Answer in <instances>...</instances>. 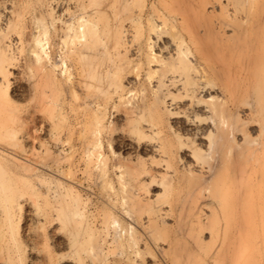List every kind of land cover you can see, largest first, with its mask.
<instances>
[{
  "label": "rangeland",
  "instance_id": "1",
  "mask_svg": "<svg viewBox=\"0 0 264 264\" xmlns=\"http://www.w3.org/2000/svg\"><path fill=\"white\" fill-rule=\"evenodd\" d=\"M0 57V264H264V0H0Z\"/></svg>",
  "mask_w": 264,
  "mask_h": 264
},
{
  "label": "bare ground",
  "instance_id": "2",
  "mask_svg": "<svg viewBox=\"0 0 264 264\" xmlns=\"http://www.w3.org/2000/svg\"><path fill=\"white\" fill-rule=\"evenodd\" d=\"M126 1V0H125ZM82 7V6H81ZM257 8V7H256ZM255 8V11L254 12H257L258 13V10L260 11V8L258 9H256ZM244 10V9H243ZM257 10V11H256ZM82 11V10H81ZM153 11V10H152ZM251 11V10H250ZM141 12V11H140ZM250 13V12H249ZM19 14V13H18ZM156 15H158V14H156ZM249 15V14H248ZM12 16V15H11ZM82 16V15H81ZM152 16V15H151ZM79 17V16H78ZM83 17V16H82ZM81 17V18H82ZM153 17V16H152ZM155 18V17H154ZM77 19V18H76ZM79 19V18H78ZM158 19V18H157ZM86 20V19H85ZM90 21V20H89ZM147 21V20H146ZM156 21H158V20H156ZM184 21V20H183ZM151 22V21H150ZM159 22V21H158ZM93 23V22H92ZM91 22L89 23L87 20L86 21H84L83 19H80V21L77 23L78 25H77V27H76V29L75 28H72V27H70L69 26V29L70 30H72V29H74L73 31L75 32V30H76V35H75V33H73L74 35H75V37H77V39H80V38H87L88 36H90V34H91V38H92V33H93V36H94V34L96 33V32H93V31H95V29L94 28H92V26H91V24H92ZM148 23V22H147ZM70 24V23H69ZM152 25L154 26L155 24H153L152 23ZM93 26H94V24H93ZM152 26V27H153ZM160 26V25H159ZM67 27H68V25H67ZM151 27V26H150ZM158 27H155V29H157ZM93 29V31L91 32V30ZM151 29V28H150ZM154 28L151 30V32H154L155 33V31H157V30H155ZM69 30V31H70ZM88 31L89 32V30H90V32H89V35H87L86 34V32L85 31ZM153 30H155V31H153ZM150 32V33H151ZM86 34V35H85ZM152 35V34H151ZM150 35V36H151ZM96 36V35H95ZM94 36V37H95ZM148 36H149V34H148ZM89 37V38H90ZM96 38V37H95ZM76 39V38H75ZM76 39V41H78V43L80 42V43H82V46H81V48L85 45V44H83V43H85V42H83L84 41V39H83V41L82 40H77ZM44 40L43 39H41V38H39V37H36V38H34V40H33V42H32V45H33V47L30 49L31 51V53H32V56L34 57V59H33V61L34 62H37V63H42V60L44 61V59L43 58H46V53H45V43L43 42ZM74 42V41H73ZM72 41H71V43H73ZM77 43V42H76ZM87 43H89V42H86V44ZM93 44H95V42H93ZM177 44V43H176ZM88 45H86L85 47H87ZM184 46V45H183ZM183 46H181V47H183ZM85 47H83V49L85 50H87V49H89V48H85ZM173 48V47H172ZM180 48V46L178 45L177 47H175V49H177V53H175L174 54V57L175 58H173V57H170V58H173V59H175L176 61H174L173 59H171L170 61H174V62H176L177 64H178V66L179 67H186V62H185V59H184V57H183V51L182 50H180L179 49ZM186 48V47H185ZM80 49V48H79ZM197 49V48H196ZM83 50V51H84ZM184 50V49H183ZM88 51V50H87ZM153 51V50H152ZM152 51L150 50V52L149 53H152ZM44 54L46 55V56H44ZM154 54V53H153ZM81 55V54H80ZM84 55V54H83ZM31 56V57H32ZM146 56H148V61H149V57H151V55L149 56V55H146ZM153 56V55H152ZM1 58V57H0ZM1 59H3V58H1ZM1 59H0V65H1ZM4 60V59H3ZM2 60V61H3ZM5 61V60H4ZM168 61V60H167ZM161 63L162 65L164 64L163 63V61L162 60H159L158 58H157V56H153L152 57V59H150V62H149V64H151V65H153L154 63ZM2 63H4V62H2ZM40 63V64H41ZM175 63V64H176ZM36 64V63H35ZM165 64H166V61H165ZM164 64V65H165ZM176 64V65H177ZM160 65V64H159ZM6 66V65H5ZM171 67V66H170ZM208 67V66H207ZM162 68V67H161ZM163 68H164V66H163ZM177 68V67H176ZM1 69V68H0ZM4 69V68H3ZM6 69V68H5ZM173 69V68H172ZM152 70H154V69H152ZM151 70V71H152ZM168 71V70H167ZM177 71H178V69H177ZM154 71H152V73H153ZM157 72V71H156ZM173 72H176V69L175 70H173ZM149 73V72H148ZM147 73V76L149 75L150 76V74H148ZM194 73V72H193ZM196 73V72H195ZM194 73V74H195ZM152 75V74H151ZM183 75V74H182ZM174 76H176L175 74H174ZM179 76H180V74H179ZM151 77V76H150ZM164 77V76H163ZM167 77V76H166ZM181 77V76H180ZM147 78H149V77H147ZM153 78V77H152ZM155 78V77H154ZM161 78V77H160ZM162 79V78H161ZM169 79V78H168ZM170 79H172V77H170ZM188 79V78H187ZM187 79H185V80H187ZM164 81H166V80H164ZM172 81H174V79L172 80ZM170 82V83H172L171 85H173V86H177V84L179 83L178 81V83L177 84H174L173 82ZM175 82V81H174ZM190 83V82H189ZM181 84V83H180ZM158 85H160V84H158ZM169 85V84H168ZM191 85V84H190ZM171 87V86H170ZM190 87V86H189ZM188 87V88H189ZM156 88V87H155ZM160 88V87H159ZM190 89V88H189ZM189 89H187V90H189ZM191 90V89H190ZM189 90V91H190ZM192 91H193V89H192ZM261 173H260V178L262 179V181L264 180V170H261L260 171ZM247 224V225H246ZM245 225H246V227H245V230L246 231H248V229L249 230H251V229H255L256 228V226H254V224H252V223H246Z\"/></svg>",
  "mask_w": 264,
  "mask_h": 264
}]
</instances>
